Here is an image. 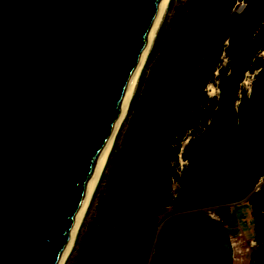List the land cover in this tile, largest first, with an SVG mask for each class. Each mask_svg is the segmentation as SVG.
<instances>
[{"label":"water","instance_id":"95a60500","mask_svg":"<svg viewBox=\"0 0 264 264\" xmlns=\"http://www.w3.org/2000/svg\"><path fill=\"white\" fill-rule=\"evenodd\" d=\"M162 1L0 0V264H58Z\"/></svg>","mask_w":264,"mask_h":264},{"label":"trees","instance_id":"16d2710c","mask_svg":"<svg viewBox=\"0 0 264 264\" xmlns=\"http://www.w3.org/2000/svg\"><path fill=\"white\" fill-rule=\"evenodd\" d=\"M263 51L264 0H185L177 7L156 62L155 90L127 161L124 199L130 226L120 230L117 216L108 221L107 234L115 242L96 240L107 252L104 264H187L178 216L162 222L161 215L166 207L178 211L197 161L211 202L218 205L219 218L211 222L221 231L229 221L241 165L256 245L248 264H264ZM248 72L252 77L245 87ZM212 80L218 94L210 99L206 88ZM196 101L201 110L191 124ZM179 155L186 160L180 172Z\"/></svg>","mask_w":264,"mask_h":264},{"label":"rangeland","instance_id":"374dc122","mask_svg":"<svg viewBox=\"0 0 264 264\" xmlns=\"http://www.w3.org/2000/svg\"><path fill=\"white\" fill-rule=\"evenodd\" d=\"M183 1L185 0H172L169 3L147 63L140 76L127 116L116 135L105 169L94 191L91 203L76 236L77 239L75 238L73 249H71L65 264L82 263L81 253L85 246L90 245L94 241L90 238L93 231L94 239L96 238L95 241L98 239L106 243L111 241L114 243L115 240L111 239L109 234H107L110 231L108 221L111 218L118 217L121 222L120 230L130 226L126 220L128 206L124 199L127 161L138 133L141 115L146 109L148 99L152 97L155 90L158 75L156 62L160 56V48L165 32L170 25L172 17L177 12V7ZM262 54L264 56V51ZM251 77V73H246L242 81L243 86L249 87ZM206 93L210 99L217 96L218 88L215 80L208 84ZM180 159L179 172L182 170L183 165L186 164L182 157ZM199 167H201V164L197 161L185 180L180 209L172 212L170 207H166L161 215L162 222L171 214L178 216L181 229L186 235L185 255L187 264H248L249 257L255 248L251 244V240L254 238V219L248 201V194L244 193L246 185L239 179V187L242 192L230 205L228 221L230 231L243 232L233 239L237 242L236 246L241 247L238 253L234 252L231 242L225 237L226 232L222 231L220 233L214 229L216 226L212 224L211 220L219 218L216 213L218 205L211 202L212 198L208 187L206 185L203 187L202 183H197L198 176L196 171ZM241 173L242 169L241 165H239L238 175L240 176ZM178 187L179 183L174 181L173 190L175 193H177ZM117 239L119 240V237ZM236 246L234 245V247ZM234 254L235 256L237 254L241 255L234 257Z\"/></svg>","mask_w":264,"mask_h":264},{"label":"bare ground","instance_id":"6f19581e","mask_svg":"<svg viewBox=\"0 0 264 264\" xmlns=\"http://www.w3.org/2000/svg\"><path fill=\"white\" fill-rule=\"evenodd\" d=\"M172 0H163L162 1V4H161V7H160V11H159V14H158V17L154 23V26L150 32V35H149V39H148V43H147V46H146V49L144 51V54L141 58V61L139 63V66L137 68V71L135 73V76L133 78V81L131 83V86L129 88V91L127 93V96L125 98V101L122 105V108L112 126V129L109 133V136L107 138V147H106V150H105V153L103 154L102 158H101V162H100V166H99V170H98V173L94 176V179H93V182H92V185L89 189V195L86 199V201L83 203V206L82 208L80 209L79 211V214H78V219H77V222H76V225L74 227V229L72 230L71 234H70V237H69V240L67 241L66 243V247H65V250L63 251L61 257H60V260L58 262V264H65L66 262V259L71 251L72 246L73 244L75 243L74 241L77 234H78V231L82 225V221L86 215V212L88 210V207L91 203V199H92V196L94 194V191L98 185V182L100 180V177L105 169V166H106V162L108 160V157H109V154L111 152V149H112V146L114 144V140L116 138V135L122 125V123L124 122L126 116H127V113H128V110H129V107H130V104H131V101H132V98L136 92V89H137V86H138V83H139V79H140V76L143 72V69L147 63V60H148V57H149V54L152 50V47H153V44H154V41L156 39V36H157V33H158V30L161 26V23L163 21V18L166 14V11H167V8L169 6V3L171 2ZM77 239V238H76ZM238 252V251H237ZM239 253V252H238Z\"/></svg>","mask_w":264,"mask_h":264},{"label":"flooded vegetation","instance_id":"af4514ba","mask_svg":"<svg viewBox=\"0 0 264 264\" xmlns=\"http://www.w3.org/2000/svg\"><path fill=\"white\" fill-rule=\"evenodd\" d=\"M90 238L94 241L90 245L84 247L81 253V264H104L107 260L106 250L102 249L99 241H95L96 238L94 239V231Z\"/></svg>","mask_w":264,"mask_h":264},{"label":"crops","instance_id":"0c3cea01","mask_svg":"<svg viewBox=\"0 0 264 264\" xmlns=\"http://www.w3.org/2000/svg\"><path fill=\"white\" fill-rule=\"evenodd\" d=\"M233 202H230L229 203V205H231ZM229 223H226V225H225V231L224 232H226L225 233V237L229 240V242H231V245H232V247H233V250H234V252H237V250L238 249H240L241 250V247H237L236 245H237V242H235L236 244H235V246L236 247H234V238H237L238 237V235H240L241 233H243L242 231H237V232H232V231H230V229H229V225H228ZM212 227H214V226H212ZM214 229H216V231H219L220 233L222 232L219 228H216V227H214ZM254 239V238H253ZM254 248L256 249V245L254 244ZM255 249H254V251H255ZM253 253V252H252ZM241 254H237L236 256H235V254H234V257H238V256H240ZM252 255V254H251ZM250 255V256H251ZM250 258V257H249ZM249 261V260H248Z\"/></svg>","mask_w":264,"mask_h":264},{"label":"built area","instance_id":"2783aa9c","mask_svg":"<svg viewBox=\"0 0 264 264\" xmlns=\"http://www.w3.org/2000/svg\"><path fill=\"white\" fill-rule=\"evenodd\" d=\"M181 158V155H179V159ZM180 160H182V159H180ZM185 162H186V160H184ZM181 167H182V161H181ZM259 187V184L255 187V189H257ZM236 243H235V241H234V245H235ZM251 244H255V241H254V239L253 240H251ZM238 252H240V249H238L237 250Z\"/></svg>","mask_w":264,"mask_h":264}]
</instances>
